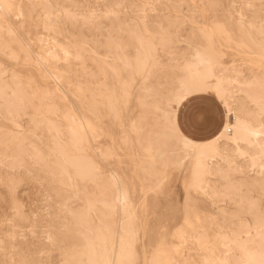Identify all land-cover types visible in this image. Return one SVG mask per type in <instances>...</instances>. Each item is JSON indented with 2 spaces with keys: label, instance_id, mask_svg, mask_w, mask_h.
<instances>
[{
  "label": "snow or ice",
  "instance_id": "snow-or-ice-1",
  "mask_svg": "<svg viewBox=\"0 0 264 264\" xmlns=\"http://www.w3.org/2000/svg\"><path fill=\"white\" fill-rule=\"evenodd\" d=\"M35 7L60 9L64 6L42 4ZM12 8V4L0 0V17L7 19ZM75 8L79 11L55 12V19L63 17L66 23L99 33L104 31L106 21L119 20L121 9L127 13L131 8L144 18L127 26L136 41L135 55L123 57L119 61L122 68L112 67L115 83L104 96L109 119L119 125L122 140L110 136L111 143H107L109 137H105L97 147L93 141L99 139V133L94 123L85 128L82 122L77 127L76 117H65L72 125L67 131L78 155L72 160L63 157L56 179L65 219L71 217L75 227L67 223L59 230L43 227V223L51 219L50 197L37 202L25 215L27 209L17 199V185L6 186L3 199L5 204H11L13 215L10 217L6 210L4 225L10 231L0 240V255L3 256L0 264H176L173 260L160 259L164 255L162 245L153 252L151 260L147 255L141 260L137 201L146 206L149 200L158 203L162 199L166 216L178 218L182 215L184 223L188 224L194 206L201 197L209 196L204 183L209 174L205 150L218 149L220 142L229 137L236 143L234 134L241 130L250 136L264 137V0L239 4L220 0L209 3L179 0L130 6L119 3L76 5ZM159 9H166V24H160L157 31H150L148 13L157 14ZM45 21L48 28L53 21L51 13L45 14ZM140 23L144 24L142 30ZM6 30L9 36L16 35L11 28ZM197 36L199 43H196ZM218 38L221 49L223 41L247 47L250 52L253 45L258 49L259 96H249L250 105L240 110L234 90L226 84L238 83L242 72L237 71L234 63L231 67L237 79L225 81ZM116 46L119 49L120 45ZM161 52L167 54L166 61L159 58ZM2 55L0 97L5 104L14 103L17 113H27L34 98L33 69H42L46 61L42 63L40 57L34 61L31 48L23 38L6 44ZM154 73L171 74L172 85L150 87ZM44 76L55 83L56 91H61L57 75L45 71ZM129 124L138 136L145 127L151 129L146 143L137 139L146 155L140 157L136 170L131 172L124 155ZM13 136L14 143H5L2 163L10 167L13 174L18 173L22 183L26 176L33 174L34 168L45 163L46 158L42 153L25 150L29 146L27 135L13 133ZM200 140L203 143L197 142ZM161 141L166 151L153 155L154 144ZM53 151L60 154L59 148ZM224 158L231 169L232 158L227 155ZM260 177V198L256 201L252 199L255 193L249 194L247 224L242 231L233 233L227 245L237 256L236 260L204 259L200 264H264V162ZM238 207H243V201ZM17 220L31 226L18 229ZM18 232L19 239L26 244L28 237L24 233L32 237L22 253L16 247Z\"/></svg>",
  "mask_w": 264,
  "mask_h": 264
},
{
  "label": "rangeland",
  "instance_id": "rangeland-1",
  "mask_svg": "<svg viewBox=\"0 0 264 264\" xmlns=\"http://www.w3.org/2000/svg\"><path fill=\"white\" fill-rule=\"evenodd\" d=\"M14 1L20 4V6L22 7L23 16H17L15 14L16 13L15 11H11L10 13L7 14V19L5 20L9 22V24L11 25L13 32L16 33L15 36L18 39L23 38L30 46L33 58L35 52L38 51V46L40 45L38 42L34 40L35 36H40L42 39V43L44 44L47 43L48 41L50 42V40H46V37L47 38L54 37L56 40H58V42L66 44L68 50L72 53L69 59L64 63L65 66L64 71L62 70L61 72L62 77L60 79V89H61L60 93L56 91L55 83L51 79L45 78L40 69H36V68L33 69L34 90L38 91L48 88L52 91L55 90L54 94L52 95L53 98L52 97L51 98L53 102L57 104L58 112L57 114L50 115L49 117L51 119H55L56 121H58V123H60L59 128L61 130L63 129L62 131H64L65 130L64 129L65 127L63 125L64 123L61 117L59 116V113L67 109L70 112H74V113H76L77 111V113H81L83 115L84 117L83 121L86 128L90 123H94L97 126L99 139L93 141V143H95L97 147H100L102 145L105 137H109L107 143H111L110 136H115L118 141H121L122 137H120V127L117 123L109 119V113L100 112L97 118H93V116L88 114V107H90L88 106V97H90L91 94H93L92 97L95 100L94 103L99 105L100 92L103 90L106 91V88H111L115 83L114 73L110 70L109 63L113 62V64L117 68H122V67L121 64L116 60V58H114L113 55H110V57L109 55H106L107 52L105 50L106 49L105 40L108 38H116V37L125 38L126 37L125 27H123L122 29V25H121L119 28V26H117L116 20H109L104 23V31L97 33L88 28L82 29L79 26H70L69 23L62 22L61 20L62 18H60L58 20L60 21L58 28H55L54 29L55 31L46 32L41 29L40 26L41 16L38 9H35L33 12H31L29 16H27L26 12L24 11V4L26 1L25 0H14ZM65 1L67 2V4L69 3L67 0ZM155 1H159V3H155V4H165L164 0H116V1L115 0H72V2H75V4L73 3L74 5L72 4V6L70 5V7L68 6V8H70L71 11H79L78 9L75 8L77 4L103 6V5H112L115 2H118L119 4H125L130 6L133 4H143L146 2L154 3ZM246 1L249 2V0H220V2L226 4L232 2L238 4L246 3ZM66 2L63 1L62 3L65 5ZM209 2L210 1L208 0L184 1V3H209ZM251 2L258 3L259 0L257 1L251 0ZM120 11L122 13L120 18L124 19L125 21L128 19L129 21H131L130 19L138 21L139 19L138 18L139 16L137 17V15L134 13V11L131 8H129L127 13H124L123 9H121ZM163 13H166V9H159L157 14H153L151 11H149L147 18L148 23L154 24L155 19L160 17V15ZM5 37L8 36H6L5 34ZM217 47L223 52V59L227 64H229L230 62H234L238 64L240 62L246 61L251 58L250 56L246 55L243 52L244 49L237 48V46H235L233 43L229 45L228 42L223 41V47L221 49V41L219 40L217 42ZM133 51L134 48L132 47V45L127 46L126 48L127 53H131ZM1 52L2 51H0V61H3V55ZM159 58L162 60V62L166 61L167 55L165 56L160 54ZM259 71L261 72V69H259ZM163 80H165L164 77H162V81ZM25 84H27V80L25 81ZM61 94H65L67 96L68 101L66 99H64L63 101L60 100L59 98L61 97ZM78 95L83 96V98L81 96L80 99L84 100L85 102L84 104L82 105L80 104ZM70 102H72L74 106L71 105ZM37 105H38V100L36 98H33L32 102L29 105V111L27 113L15 112L16 114L15 113L14 114L16 116L15 115L14 116L17 120H19L24 130V133H26V131H27L26 134L30 132L35 133V136L32 137L30 135V138L28 137V140L30 141L32 140L33 142L37 143L42 148V150L46 151L48 149L44 146L45 144L46 145L51 144L53 133L46 128L44 129L42 124H39L38 125L39 127L33 126V124H35L34 122H36L37 119L39 118V115L36 114ZM3 113L4 110L0 109V136H2L3 133L6 132L10 127L9 120L4 117L5 114ZM128 131H129V136H128L127 144L125 145L124 155L127 158V164L130 166V172H131L136 170L137 165L139 164L140 161V157H142V152L135 144L133 132L130 124ZM209 137L211 136H208L207 138ZM2 169H0V173L7 172L5 168ZM39 169H41V166L34 168L32 170L33 174L31 176H26L22 183L20 182L19 174L18 173L14 174L17 180L16 183L17 191L19 193L17 199L19 203L22 204L24 208L27 209V212L25 213V215H27V213L31 212L33 205H35L37 202H43L45 197H50L51 200L50 206L52 208L51 219L44 222L43 227L51 228L53 230H59L61 228H64V225L66 223V221L64 220L65 216L63 210L61 209L59 204L61 203V199H62L61 197L58 196V192L61 191L60 188H58L59 183L53 180V178L49 173L44 172L42 169L41 170ZM37 170H39V172ZM6 190L7 188L0 183V240L5 238L6 231H10V229H7L4 225V216L6 210H7V214L10 217L13 215L11 212V204H5L3 199V194ZM253 192L255 193V195H253V198L259 200L260 198V193H258L259 191L255 190L252 191L251 193ZM227 197L228 196H222V194H219L217 192V194L214 197L217 200V203L215 202V204H213L208 197H201L200 201L194 206V209L192 211L189 220L192 223H197L199 230L200 231L203 230V232L207 234L210 240H213V238H215L214 236H216L217 233L221 232L222 230H225L224 228L226 224H227L226 226L234 227L233 223L237 224V219H238L237 217L245 219L246 213L245 214L242 213L241 215L238 214L235 218L229 219L228 221H223L221 223L222 219L220 216H218L220 215L218 211L219 208L222 207L226 210L237 209L236 204L233 205L234 202L231 199H229L230 196L229 198ZM137 204L139 205L137 210L139 211L140 240H141L140 258L142 261L145 259V255H147V258L149 260H151L153 258V252L157 249V247L162 244H165L166 247L175 245L177 246V248H179L180 251L179 254L171 255V257H173V261H175L176 264H190L192 262L193 264L199 263L198 262L199 252L193 249L194 243L193 242L190 243L191 242L190 239H188L185 243L182 242L183 244L180 243L181 240L177 234V231L183 225L184 217L182 215L179 216L178 218H172L170 216H166L164 202L162 199L158 203H153L152 200H149L146 206L140 204V201H137ZM209 220L211 221V223L209 222ZM30 226H31L30 224L26 223L23 220H17L18 229L22 230V228H26ZM184 231H185L184 233L185 235H192V230L186 228ZM24 234L28 237L27 244L19 239V232L17 233L16 247L20 249L21 253L25 251L28 247V244L32 242L31 235L27 232H25ZM210 234L214 235L212 236L213 238L210 237L211 236ZM10 243L11 241H9V247L11 245ZM37 243H38V239H37ZM219 249L221 250V248ZM194 254H197L196 255L197 257ZM0 259H3L2 255H0Z\"/></svg>",
  "mask_w": 264,
  "mask_h": 264
},
{
  "label": "bare ground",
  "instance_id": "bare-ground-1",
  "mask_svg": "<svg viewBox=\"0 0 264 264\" xmlns=\"http://www.w3.org/2000/svg\"><path fill=\"white\" fill-rule=\"evenodd\" d=\"M25 1L26 2L24 4V11L26 12V15L29 16L31 12H33L35 9H38V11L40 12V16H41L40 18L41 29L46 32L55 31L54 29L58 28L60 21L55 19V12L59 11L62 13L65 9L71 10L70 8H68V6L70 7V5L72 6L73 3L75 4V2H72V0H67L69 2L68 4L65 0H25ZM63 1L66 2L65 5L62 3ZM184 1L185 0H183V2ZM208 1L213 2V0H208ZM164 2L165 3L179 2V0H164ZM5 3H9L13 5V8L11 9V11H15L16 12L15 14L17 16H23V10L20 4H18L14 0H5ZM117 3L118 2H115L114 4H117ZM155 3H159V1H155L154 4ZM42 4H51V5L59 4L64 7L60 9H43V8L35 7L36 5H42ZM46 13H51L53 16L52 24L48 25V28H46L45 26L46 25V21H45ZM165 15L166 13L161 14L160 17L155 19L154 24L153 23L149 24L148 19H147V28L150 31H157L158 26L160 24H166V21L164 19ZM61 18H62L61 19L62 22H66L65 18L63 17ZM138 18H139L138 21H135L132 19H130L131 21H129V19L125 21L124 19H121V18H119V20H116L117 26H119V28L121 25L125 27L126 37L125 38L116 37V38L106 39L105 40V44H106L105 50L107 52L106 55H109V57L110 55H113L114 58H116L118 62L128 54H131L133 56L135 55L136 41L133 38V36L130 35V29L127 26L135 25L137 22L143 21L144 19L141 16H139ZM69 25L73 26L71 23H69ZM8 28H11V30L13 31L9 22H7L3 17H0V51H3V48L6 44H11L14 40L18 39L16 36H9L8 31L6 30ZM140 28L141 30L144 28L143 23H140ZM5 34L8 37H5ZM237 39L238 40L241 39L238 32H237ZM256 39L258 42V37ZM34 40L38 42L40 45L38 46V51L35 52V54L33 53L34 54L33 60L35 61L37 57H40L42 58V63L43 61H46V63H43V68L40 69L41 72L43 73V76H44V72L47 71L48 73L57 75L61 79L62 77L61 72L62 70L64 71L65 69L64 63L72 55V53L68 50L67 45L64 43L58 42V40H56L54 37H48V38L46 37V40H50V42L48 41L45 44L42 43V39L40 36H35ZM218 41H219V38L217 39V42ZM199 42H200V38L199 36H197L196 43H199ZM116 44L120 45L119 49L117 48ZM233 44L237 46L236 43H233ZM129 45H132V47L134 48V51L131 53L126 52V48ZM251 47H252V51L250 52L247 47L237 46V48L239 49H244L243 52L246 55L250 56L251 58L246 61L240 62L238 64L235 63L237 71L242 72V75L240 76L238 83H236L235 85L226 84L227 87H231L234 90V94L236 96V105H237L238 110L242 109L246 104L250 105L251 102L249 100V96H254V97L259 96L258 80L260 78V73H261L259 71L260 60H259V55H258V49L254 45ZM65 53H68V55L65 56ZM161 55L166 56L167 54L164 52H161ZM233 64L234 62H230L229 64H227L223 59L222 73H223V77L225 81H228L230 79H237L236 72H234L231 67ZM113 66H114L113 62L109 63V68L111 71H112ZM121 67H123V64H121ZM162 77H164L165 80L162 81ZM172 83H173V76L171 74L165 76L162 73H154L152 80H151L150 87H154V88L170 87ZM249 84L251 86H248ZM110 89L111 88H106V91L103 90L104 92L103 91L100 92L99 105L94 103L95 100L92 97L93 94H91V96L88 97V106L91 107V108L88 107V114L93 116V118H97L100 112L108 113L107 108L104 106V103H105L104 96L106 95L107 91ZM32 91L34 93V98L38 100L36 114L39 115V118L37 119V121L36 122L33 121L35 123L33 124V126L35 127V126H38L39 124H42L44 129L45 128L48 129L50 132L53 133V135H52V139L50 138L51 144L49 145L47 143L48 145L45 144L44 146L48 150L46 151L42 150V148L37 143L33 142L32 140L31 141L29 140V146L25 150L29 152H32L34 150L35 153H42L46 159H45V163L41 165V169L44 172L49 173L51 177L53 178V180L57 181L56 177L59 176L58 165L63 163V157L66 156L69 160H72L78 155L77 149L74 146V144L71 142V137L69 136L68 131H67V129L71 127L72 125H70L69 120L66 119L65 117L69 115L74 116L76 117V126L78 127L83 122V126L85 127L84 121H83L84 117L81 113H77V111L76 113L70 112L68 109L62 112L59 111L60 112L59 116L63 120V123H64L63 125L65 127L64 128L65 130L62 131L63 129L61 130L59 128L60 123H58V121H56L55 119H51L49 117L50 115H55L58 112L57 104H55L52 100L53 98L52 95L54 94L55 90L52 91L48 88V89H43V90H38V91L32 89ZM47 92H50L51 94L48 95L46 94ZM58 92L60 93V91ZM9 95H11V93H9ZM81 96L78 95V99H79L80 104L82 105L85 102L84 100L80 99ZM59 99L62 101L64 99L67 100V96L65 94H61V97ZM70 103L71 105H73L72 102ZM0 109L4 110V113H3L5 114L4 117L9 120V124H10L9 129L6 132H4L3 135L1 134L2 136H0V167L5 168L7 170V172L5 173H0V183L6 187V186H10V185L17 183V180L14 174L12 173L10 167L6 168L3 166V163H2L3 158H4L6 141L8 143H14L15 137L13 136V133H22V134L27 135L29 138H30V135L32 137L35 136V133L30 132L26 134L27 131L26 133H24V130L19 120L15 118L16 116L15 114L17 113V111L14 106V103L5 104L4 99L0 97ZM256 127H259V125L257 124ZM150 132H151V129L148 127H145L144 130L139 134V136L137 135V133L133 132L135 144L141 150L142 156H145L146 154L144 153L143 149L140 147V144L137 143V139L142 140L146 143L148 141ZM234 135L237 141L236 143H233V139L229 137L220 142L218 149L205 150V155H206L207 163L209 167V174L205 178L204 183H205V187L207 188L209 192L208 198L212 201L213 204H215V202L217 203V200L214 197L218 192L219 194H222V196H228L227 198H229L230 196L229 199H231L234 202L233 205L236 204L237 206L236 210H226L222 207L218 209L220 215L218 214L217 215L221 217L222 219L221 223L223 221H228L229 219L235 218L238 214L241 215L242 213L244 214L247 213L248 211L247 198L252 191H255V190L259 191V184L261 182V177H260L261 164L262 162H264V153H262V146H264V137L250 136L244 130H241L239 133H235ZM211 138L212 137H209L208 139H211ZM197 142L203 143L202 140L197 141ZM86 146L87 145H85V147ZM54 148H59L60 154H57L56 152H54L53 151ZM164 151H166V148L162 141L157 144H154L153 155H156L157 153H162ZM225 155L232 158L233 167L231 169H229V162L224 158ZM39 170L37 171L39 172ZM58 188H60L59 185H58ZM252 199L258 201V199L253 198V196H252ZM242 201H243V207L240 208L238 206L241 205ZM59 204H60L61 209L63 210L62 208L63 198L61 199V203ZM93 215H95V212L93 213ZM64 216L66 217L65 213H64ZM237 218H238L237 224L233 223L234 227L226 226L227 225L226 224L224 228L225 230H222L221 232L217 233L216 236L210 234L211 235L210 237L212 236L215 237V238L212 237L213 240H210L207 234L203 232V230L201 231L199 230L197 223H192L189 220L188 224H185L183 221V225L181 226V228H179V229H182V231H177V234L181 240L180 243L183 244L188 239L191 240L190 243L192 242L194 243L193 249L199 252V255H198L199 263L198 264H200V261L204 259H209L212 261H221V260L228 259V260L235 261L237 256L233 253L231 249L227 247V245L231 242L233 238V233L234 232L238 233L242 231L245 225L247 224L246 218L245 219H242L240 217H237ZM64 220L66 221L69 227H75V222L72 220L71 217H67V219H64ZM209 222L211 223L210 220ZM186 228L192 230V235L184 234L185 233L184 230ZM162 246H163L162 251L164 255H162L160 259L163 261L173 260V257H171V255L179 254L180 252L179 248H177V246L175 245L166 247L165 244H162ZM219 248H221V250ZM194 255L196 256L197 254H194ZM186 263H187V260H186ZM190 264H193V262Z\"/></svg>",
  "mask_w": 264,
  "mask_h": 264
}]
</instances>
